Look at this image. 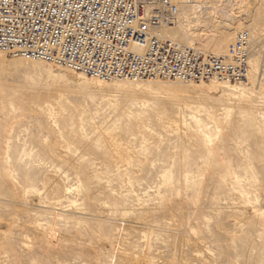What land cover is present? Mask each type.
Wrapping results in <instances>:
<instances>
[{"label": "rangeland", "instance_id": "rangeland-1", "mask_svg": "<svg viewBox=\"0 0 264 264\" xmlns=\"http://www.w3.org/2000/svg\"><path fill=\"white\" fill-rule=\"evenodd\" d=\"M224 5L251 11L238 20L262 97L227 120L220 103L197 112L163 92L85 113L79 88L42 73L48 63L0 55V264H264V0ZM205 17L213 31L195 26L196 44L223 55L239 28ZM52 222L48 243L37 223Z\"/></svg>", "mask_w": 264, "mask_h": 264}, {"label": "built area", "instance_id": "built-area-1", "mask_svg": "<svg viewBox=\"0 0 264 264\" xmlns=\"http://www.w3.org/2000/svg\"><path fill=\"white\" fill-rule=\"evenodd\" d=\"M175 14L170 0H0V50L104 78L243 79L238 53L223 64L167 39Z\"/></svg>", "mask_w": 264, "mask_h": 264}, {"label": "bare ground", "instance_id": "bare-ground-1", "mask_svg": "<svg viewBox=\"0 0 264 264\" xmlns=\"http://www.w3.org/2000/svg\"><path fill=\"white\" fill-rule=\"evenodd\" d=\"M170 2L176 8V20L173 25L166 26L163 29V35L167 39L181 46H187L204 54H210L206 53L199 44H196L200 35L198 34V29L194 28L195 26L200 24L199 29L209 34L213 31L212 29H209V25L206 26L207 21L202 20V16L204 15L206 16L205 18H211L213 25L215 24L217 29L221 31L225 30L230 32L234 30L236 31V29L239 28L231 44L227 46L228 48L226 47L227 50L225 49L226 51L223 55L214 54V56L219 57L223 64H232L235 66L239 65L235 60L237 53L239 56H242V58L245 57L246 65L244 66L245 73L243 79L247 78L246 80H248V83L240 81L243 79L231 80L229 78L217 76L200 80L104 78L86 75L82 72L74 71L63 64L54 63L52 61H45L31 57L13 56L2 50H0V55H9L15 58L39 60L48 63V67L44 66L43 63H39L41 65H38V67L42 73H45L48 78L53 80L64 81L66 86L79 88L82 92L83 112L85 113L90 112L92 109H94V113H96V110L102 108L104 103L107 105L104 111L109 109L125 113L134 107L140 95H142L141 101L143 104L149 105L151 103L148 97L163 92L171 99L176 98L185 100L187 96L191 97L199 104L197 112L208 110V114H211L213 112L212 106L207 107V105L210 103H220L222 110L226 113V120L230 117L234 108L238 111L247 110L249 114H252V103H256L262 99V97L256 93L254 87V81L258 71V61L256 57H254V59H249L251 33L247 29H241L240 21L238 20L240 17L239 13L244 12L247 17H250L251 11L248 9H239V12H235L233 11L234 9L232 6L227 7L225 6L226 4L222 6V0H219L220 3L218 6H211L209 3L210 0H170ZM226 8L229 9L227 10ZM234 18L237 19L234 22H231ZM193 22L195 24H193ZM180 24L182 25L180 26ZM202 27L205 29H202ZM180 32L183 33L181 34ZM180 36H182V39L184 40H181ZM240 38L244 40L243 42L245 45L238 48L237 44L241 40ZM231 48L234 50V54L231 52ZM248 67L249 69H247ZM169 82L180 84V88H176L175 86L168 87ZM183 109H190V107L184 102ZM56 114V112H53L51 115L54 124H56ZM195 120L198 121L197 118H195ZM170 124L171 122H169V125ZM203 136L204 139L209 142L213 140L207 133H203ZM4 155L6 158H9L6 151L4 152ZM65 191L69 192V188H66ZM75 205L76 200H70L69 206ZM37 228L39 229L40 236L48 243L57 239L58 229L54 222L49 223L48 225L37 223Z\"/></svg>", "mask_w": 264, "mask_h": 264}]
</instances>
